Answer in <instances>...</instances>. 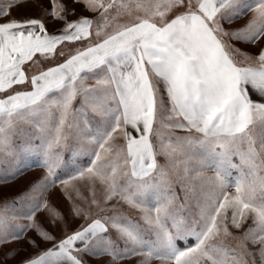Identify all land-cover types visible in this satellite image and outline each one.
I'll use <instances>...</instances> for the list:
<instances>
[{
  "label": "snow or ice",
  "instance_id": "6c2138e0",
  "mask_svg": "<svg viewBox=\"0 0 264 264\" xmlns=\"http://www.w3.org/2000/svg\"><path fill=\"white\" fill-rule=\"evenodd\" d=\"M30 2L0 7V163L6 158L19 171L21 157L37 156L46 174L0 204V245L52 242L20 264H84L81 254L106 256L107 264L134 257L135 264H256V256L264 264V102L251 98L264 100V48L253 56L234 43L264 39V0H73L98 13L75 21L53 0L44 15L63 21L59 33L38 18H10ZM245 9L251 20L226 30ZM65 42L82 46L66 55ZM65 149L72 163L80 156L89 163L61 180ZM70 180L85 181L91 193L81 197L86 207L72 209L86 222L56 240L36 214L63 220L45 196ZM18 201L24 207L16 210ZM9 220L27 223L10 228ZM233 229L244 230L238 237Z\"/></svg>",
  "mask_w": 264,
  "mask_h": 264
},
{
  "label": "rangeland",
  "instance_id": "374dc122",
  "mask_svg": "<svg viewBox=\"0 0 264 264\" xmlns=\"http://www.w3.org/2000/svg\"><path fill=\"white\" fill-rule=\"evenodd\" d=\"M53 0H33V2L26 3L22 7H13L11 9V17L16 18L17 20H24L27 18H38L43 20L46 23L47 30L50 31H58L61 30L64 26L63 21H56L49 16H45V11L51 12V5ZM59 3L64 4L71 11L67 16L68 21H74L79 19L80 17H87L89 19L95 20L98 16V13H93L91 11L85 10V6L82 3H73V0H58ZM246 3L249 5H255L256 0H246ZM8 0H0V7L5 8L7 11ZM254 13L248 9H245L244 15H242L239 19L234 20L232 23L224 24V28L226 30H231L233 28L243 27L246 25ZM95 27V25H94ZM235 47L240 48L242 51L252 54L253 56L257 55L261 48H264V39H261L257 42V44L247 45L240 44L238 42H234ZM81 43L75 45V48L81 47ZM72 50V47L70 51ZM68 51V52H70ZM67 53V50L64 51ZM62 57H58L56 61L61 59ZM55 61V62H56ZM47 66V65H45ZM75 107L80 106V98L77 97L75 101H73ZM26 128H29L32 131L35 129H31V126L26 125ZM68 131L67 129L65 130ZM173 135L183 136L186 133L182 130H176ZM73 144V140L69 139L68 146L71 147ZM64 156L69 158V164L58 171L59 178L61 180L69 179L79 168H83L88 165L89 158L87 156H80L76 158V162H71V154L65 149ZM22 163L20 164V170L16 171V169L7 161L5 158L3 163H0V204H2L5 200L11 201L13 197L19 196L22 192H24L29 185L41 179L46 173L44 168L37 166L40 162V158L37 156L30 157H21ZM158 161L161 165L166 163V159L163 155L158 157ZM238 163V160L236 161ZM25 165H31V167H25ZM13 171H16L15 176L11 174ZM169 171V177L173 181H175V174ZM235 174V173H234ZM214 173L205 172L202 181H198L197 183L206 181L208 176H212ZM77 190L79 195H77ZM174 191L177 197H179L178 203L184 202V193L180 190V186L174 183ZM234 192V189H231ZM101 190L99 185L97 186L96 197L97 199L101 198ZM81 197L91 199V193L85 181L75 180L69 182L67 186L57 182V184L50 188L48 193L45 196L47 202L55 208L63 217V220H57L55 224L51 222L48 218L47 213L45 211L38 212L36 214L37 221L41 224V226L48 231L52 236L56 238V240L62 239L65 234L72 233L80 228L82 224L86 221L83 216L74 215L72 209L74 206L76 207H86V205L81 200ZM116 201L113 200L109 202L111 205ZM24 207V202L18 201L15 205V209H21ZM120 211L125 215L130 216L133 219H136L139 215L137 209L129 208L126 204H121L119 206ZM95 211V210H93ZM11 213H7L6 215H10ZM17 223H27L26 220H9L8 224L10 228H15ZM250 223V221L248 222ZM248 225L245 224L244 228ZM244 229L237 231L233 229V232L236 236H241ZM28 238L36 239L34 231L30 230L26 233ZM39 247L34 248L30 246L26 240L13 241L7 245H0V264H20V261L28 256H34L37 252L42 251L46 248L52 246V242H43L38 241ZM194 239H190L189 244L194 245ZM232 246H235L236 241H228ZM181 248L184 247L183 242H180L179 245ZM250 248L255 250V246L249 245ZM14 249L8 258H5V254L9 253L10 250ZM81 258L84 264H107L108 257L106 256H93L88 254H81ZM139 259V257H134L131 260H122L120 264H135V261ZM251 260L252 258H248ZM256 264H260L259 257L256 256ZM151 264H162V262L158 259H153ZM202 264V262H201Z\"/></svg>",
  "mask_w": 264,
  "mask_h": 264
},
{
  "label": "crops",
  "instance_id": "0c3cea01",
  "mask_svg": "<svg viewBox=\"0 0 264 264\" xmlns=\"http://www.w3.org/2000/svg\"><path fill=\"white\" fill-rule=\"evenodd\" d=\"M59 31L60 30H58V31H50V30H48L49 33H59ZM77 44H80V42H73L72 44H69L68 42H65L64 45L59 46V47H63L64 51L67 50V53H65L67 55L68 54V51H70L71 47H72V50H73L75 48V45L77 46ZM37 55L39 56V54H37ZM62 59L63 58L59 59L56 62H60ZM251 98L254 101L264 102V100H262V98L259 95L255 94V93L252 94Z\"/></svg>",
  "mask_w": 264,
  "mask_h": 264
}]
</instances>
